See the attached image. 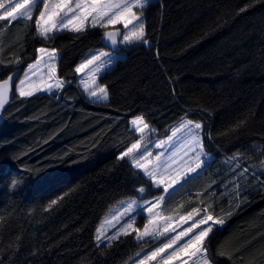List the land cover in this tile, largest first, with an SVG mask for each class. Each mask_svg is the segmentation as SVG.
<instances>
[{"label":"trees","instance_id":"16d2710c","mask_svg":"<svg viewBox=\"0 0 264 264\" xmlns=\"http://www.w3.org/2000/svg\"><path fill=\"white\" fill-rule=\"evenodd\" d=\"M143 13L149 43L120 46L125 56L99 78L108 102L89 99L75 69L122 25L45 40L39 9L31 21H0V81L48 47L65 82L31 96L14 90L2 110L0 264H127L144 247L135 231L108 244L96 234L119 201L163 193L119 159L139 138L137 116L158 137L181 118L203 123L214 157L172 204L224 218L206 238L212 264H264V0H151Z\"/></svg>","mask_w":264,"mask_h":264},{"label":"snow or ice","instance_id":"6c2138e0","mask_svg":"<svg viewBox=\"0 0 264 264\" xmlns=\"http://www.w3.org/2000/svg\"><path fill=\"white\" fill-rule=\"evenodd\" d=\"M149 0H22V2L13 3V0H0V21H7L11 24L12 21L17 20H29L33 18V9L40 4L44 5V10L40 11L39 16L36 18V30L37 35L44 38L45 40L51 38L50 33L71 30L76 33L83 32L86 30V26L90 27H100L107 29L109 25L120 24L123 26L124 31L121 32L117 29L113 31H105L104 37L111 41L113 45L117 43V37H123L122 42L126 44H138L143 43L147 45L149 41L146 38L145 23L142 18V12L147 7ZM137 9L141 12V15H137V12L133 11ZM245 9H241L244 11ZM131 26V27H129ZM0 25V28H3ZM41 54L37 58L35 64H29V70H34L43 62L48 63L49 61H55L57 59L56 51H48L46 48L38 49ZM44 56H47V61L44 60ZM107 53H100L97 56H93L88 59L86 63L81 64L75 69L77 73L82 72L86 67L92 65L89 68L88 76L92 78L95 84L96 78L99 74L108 66L110 62H106L102 57H107ZM49 67H52L50 64ZM26 79L21 80L17 89L21 96H31L32 91H24L23 85L26 80L29 79L28 74H25ZM84 77H82V80ZM13 81V77H8V79L0 82V107H3L10 88V82ZM63 87L62 82H57L55 84L56 89H61ZM53 85L49 84L47 86V91H52ZM40 91L39 87L36 88ZM89 96L95 97L99 100H107L108 93L105 87L95 84V87L85 89ZM187 115V114H186ZM132 125L135 126L134 131L141 133L139 139L135 143H132L130 147L124 151L119 159L130 158V164L134 169H137L139 173H142L144 177L148 178L149 188L155 187L157 189L163 188L165 195L170 196L172 193L169 189L173 188V184L176 181H169L166 178L173 171L186 167L187 172H196L197 169H201L205 161L208 159V154L204 151V126L199 122H194L191 119L181 118L179 125L173 128L172 135L168 137L167 143L171 151L167 149L165 152L158 153L155 158H153L151 151L147 144H142L141 142L145 140V129L149 132H154L155 129H150L148 123L145 122L143 116H137L131 121ZM207 137L211 139V134L208 133ZM165 141H160L155 145L156 148H163L165 146ZM167 152V155H166ZM192 154V155H190ZM187 157V159H185ZM232 159H236L233 157ZM249 170L244 168L241 175L247 174ZM264 171V170H262ZM256 178V174L253 173V179ZM188 176H185V182H187ZM144 187L139 189L140 193H145ZM175 191V189H173ZM165 196H160L156 198L153 202H147L148 204L146 211L150 214L152 218L148 220V223L144 226V231L141 232L139 229L133 228L132 223L125 221L124 225L121 226L115 235L110 237V239H117L119 235H127L128 229H132L136 232L137 239H143L145 236L155 235V230L150 231L149 225L153 223V218L160 215L159 212H153V209L157 208L162 201H164ZM57 201L53 200L48 206L51 208L52 205L56 204ZM136 202H128L124 213L119 218L113 217V219H124L128 216L129 212L136 211ZM197 215H200V211H204L205 215L202 216L198 221H194L192 225L175 236L169 238V241L164 243L162 247L157 248L152 251L150 255L146 257L149 260H155L160 256L163 264H171L174 258L179 259L180 255L183 254L187 256L188 259L182 260L181 264H189V260L193 257L196 259L193 264H212V257L208 252V246L206 244V238L209 233L212 232L213 228L218 225L224 224V219L216 218L214 219L212 215L207 214V210L193 209ZM230 215V213H229ZM188 218H192V213L188 214ZM128 219H133L128 216ZM183 219V217H181ZM211 221V224L209 222ZM187 223V221H185ZM111 224V221L108 222ZM199 225H206L200 228L197 232H193L194 228ZM104 226L97 229V239H100V234L103 232ZM175 231V229H173ZM183 241V243H179ZM177 245L176 247H173ZM172 249L167 255L161 256V253H165L166 250ZM140 264H144L141 260Z\"/></svg>","mask_w":264,"mask_h":264},{"label":"rangeland","instance_id":"374dc122","mask_svg":"<svg viewBox=\"0 0 264 264\" xmlns=\"http://www.w3.org/2000/svg\"><path fill=\"white\" fill-rule=\"evenodd\" d=\"M150 1L151 0H149V2ZM18 2H22V0H13V3H18ZM49 2L51 3L52 0H49ZM38 9H39V13H40V11L44 10V5L40 4L39 6L35 7L33 9V16L36 14ZM133 11L137 12V15H141V12L138 11L137 9H133ZM142 18H143L144 23H145V16H144L143 12H142ZM118 25H120V24L109 25V26L114 27V26H118ZM87 27H89V26H86V28ZM129 27H131V26H129ZM121 28H122V32H123L124 31L123 26ZM121 28L116 27V28H112V29H110L108 31H114V30H117V29L120 30ZM145 30H146V28H145ZM51 34H53V33H50L49 35H51ZM105 40H106V38H105ZM122 40H123V37L121 36V40H120L121 46L130 45V44L123 43ZM40 48H46L49 52L53 50V48H48V47H39L38 49H40ZM100 53H107L108 54L107 57H102V59L105 60L106 62H110V66L106 67L99 74V76L95 80V84H99L100 86L105 87L103 84L100 83V80H99L100 76L105 71H107L109 68H111L117 62L118 59L123 58L125 56L124 53L120 52L119 50L118 51H113L109 47L95 49V50L91 51L78 64L77 67H79L83 63H86V61L88 59L92 58L93 56H97ZM40 55L41 54L38 51L37 58L40 57ZM56 56H57V59L54 62L53 61H49L47 64L42 62L34 70V74H33V70H29V68L27 66L19 77H16L15 73L10 75L11 77H13V81L10 82V87H14L16 92L18 94H20L19 90L17 89V86L19 85L21 80H25L26 79V77H25L26 73L28 74V77H29V79L26 80L25 84L23 85V90L26 91V92L27 91H32L33 94L44 93V92H53V91L57 90L55 88V84L57 82H62L63 86H65V82L58 75V62H59L60 54L57 51H56ZM37 58H36V60H37ZM36 60L34 62L30 63V64H35ZM44 60L47 61V56H44ZM50 64L52 65V67H49ZM91 67H93V66L89 65L82 72L78 73V79H77L78 80V84L83 89L85 95L89 99H91L92 101L108 102L109 99H110V95L108 93V90H107V93H108V99L107 100H99V99H97L95 97H91V96L88 95L87 91L85 90L86 88L91 89V88L95 87V84L93 83L92 78L87 75L88 72H89V68H91ZM82 77H84L83 80H82ZM0 82H2V81H0ZM49 84L53 85L52 91H47L46 90L47 86ZM37 87H39L42 90L37 91L36 90ZM135 118H132V120H134ZM186 119H188V118H186ZM194 122H196V121H194ZM179 123L177 125H175L173 128L177 127L179 125ZM199 123H201L203 125L202 122H199ZM132 127L135 128L134 125H132ZM149 128L152 129L150 126H149ZM155 133H156V131L149 132L148 129H145L144 135H145L146 138H145L144 141L141 142L142 144H147L148 145L149 151H151L153 158H155V156L158 153L165 152L166 149L168 151L172 150L171 148H169V145L167 143L168 137L172 135V131H170V133L167 136H163V137L155 136ZM138 134H139V137H140L141 133H138ZM160 141H165L166 142L165 146L163 148H156L155 145L157 143H159ZM203 143H204V141H203ZM204 151L208 154V159L205 161V163H204V165L202 166L201 169H197L196 172L189 173V172H187V168L186 167H182V168H179V169L173 171L172 173H170L168 175V177L166 178L167 180L176 181V183L173 184V188L169 189L170 193H173L174 192L173 189H175V191H176L178 188H180L182 186L183 183H185V176L186 175L189 178V177L195 175L197 172H200L201 170H203L204 168H206L208 166V164L213 159L214 155H213V153L209 152L206 149L205 145H204ZM166 155H167V152H166ZM190 155H192V154H190ZM185 159H187V157H185ZM128 160L130 161V158H128ZM160 196H165L164 201H162L157 208L153 209V212H159L160 215L157 216V217H154L153 218V223L149 225V230L150 231L155 230L156 234L155 235L145 236V237H143V239H138V240L144 242V247L141 248V250H139L136 253V255L127 264H140L141 260L144 261V264H163V262L160 259V256H158L155 260H149V259H146V257L148 255H150V253L152 251H155L157 248L162 247L164 243L169 241L170 237L175 236L178 233H180L181 231H183L184 229L190 227L194 221H198L199 219L202 218L203 215H205V212H202V211H200V215H197L196 212H194L193 210H190V212H187V213L182 212V210H181L182 206L179 205L180 203H173L172 204V201H173V195L172 194L170 196H167L163 192ZM160 196H157V197H154V198L132 197V198H126V199H123V200L119 201L109 211V213L105 216V218L99 224L98 228H101L102 225L104 226V228H103V232L100 234V239L98 240V243L99 244H108V243L112 242L113 239H110V237H112L113 235L116 234L117 230L119 228H121L122 225H124L125 221H127L128 223H132L133 224V228L139 229L141 232H143L145 224H147L148 220L150 218H152L150 216V214L147 213V211H146V208L148 206L146 201L147 202H153V201L156 200V198H158ZM131 201H135L136 202V205H135L136 211L128 213V216H131L133 219L129 220L128 216H125L124 219H119V222H117V219H113V217L119 218L120 216H122L123 213H124V210H125V207H126L127 203L131 202ZM196 209L203 210L202 208H196ZM189 213H192V218L191 219L188 218V214ZM141 216H144L145 219H143L144 220V224H142V226H139L138 222H139V219H140L139 217H141ZM181 217H183V219H181ZM214 219H216V218H214ZM109 221H111V224L108 223ZM185 221H187V223ZM209 224H211V221L209 222ZM205 226L206 225H199L197 228L193 229V232H197L200 228H203ZM173 229H175V231H173ZM127 231L130 233L133 230L132 229H128ZM96 234L98 235L97 232H96ZM121 235H123V234H121ZM121 235H119V236H121ZM179 243H183V241H179L178 244ZM176 246L177 245H174L173 247H176ZM170 251H172V249H168V250H166L165 253H161V256L167 255V253L170 252ZM185 259H188V257L184 256L183 254H181L180 258L179 259L174 258L172 260L171 264H181V261L185 260ZM195 259L196 258L193 257L191 260H189V264H193V261Z\"/></svg>","mask_w":264,"mask_h":264},{"label":"water","instance_id":"95a60500","mask_svg":"<svg viewBox=\"0 0 264 264\" xmlns=\"http://www.w3.org/2000/svg\"><path fill=\"white\" fill-rule=\"evenodd\" d=\"M115 31H116V30H114L113 32H115ZM120 31H121V30H120ZM121 36H122V35H121ZM121 36H118V37H117V43H116V45H113V44L111 43V41H109V40H107V39L105 40V44H106L111 50H113V51H118V50H120V45H121V44H120V40H121ZM23 71H24V70H18V71L16 72V77H19ZM14 90H15L14 87H10V88H9V92H8L7 99H6V101H5L4 105H3V107H0V120H1V117H2V110H3L4 106L8 103V101L11 99Z\"/></svg>","mask_w":264,"mask_h":264},{"label":"crops","instance_id":"0c3cea01","mask_svg":"<svg viewBox=\"0 0 264 264\" xmlns=\"http://www.w3.org/2000/svg\"><path fill=\"white\" fill-rule=\"evenodd\" d=\"M207 214H209V215H212L214 218H221V216H215V215H213L211 212H207ZM222 219H224V218H222ZM225 223V222H224ZM218 226H222V225H216L214 228H213V230L215 229V228H217ZM212 230V231H213ZM210 234V233H209Z\"/></svg>","mask_w":264,"mask_h":264}]
</instances>
